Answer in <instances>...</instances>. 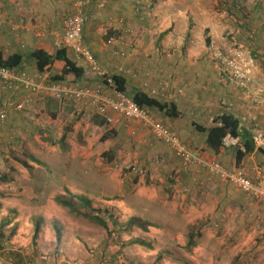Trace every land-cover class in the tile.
<instances>
[{"label": "crops", "instance_id": "1", "mask_svg": "<svg viewBox=\"0 0 264 264\" xmlns=\"http://www.w3.org/2000/svg\"><path fill=\"white\" fill-rule=\"evenodd\" d=\"M131 6V0H106L105 9L98 8L94 1L84 7L89 20L83 27V45L85 40L86 43L99 41L100 15H116V21L121 26L120 31L115 33L109 29L105 36V46L99 49L100 52L97 51L98 48L94 49V53L88 48L100 69L110 75L124 76L125 93L130 97L134 90L141 89L158 101L174 103L178 111L176 116H168L156 107L144 108H147L155 119L173 130L180 142L196 151L199 156L220 163L227 170L242 169L253 181L258 179L260 171L264 182V146L254 145L252 152L238 161L236 158L237 148L242 147L243 140L253 139L258 129L264 130V94L259 84L251 94L236 91L229 94L225 92L223 96L214 89L216 87L211 88L212 80L208 73H211L215 79L214 83L218 82V85L231 84L223 79L226 75L219 72L217 63L212 59L214 53L161 52L163 50L159 51V47L152 49L150 53V44H146L143 38H139L138 42L139 39L135 35L139 25L129 26L134 30V35L130 36L124 30L126 24L122 15L126 17ZM70 8V1L0 0V50L4 54L21 55L14 71L42 75L45 77L44 82L62 84L51 82L49 75L59 73L63 61L54 59L48 69L41 72L37 70L31 53L34 49L42 48L48 54L54 55L57 49H61L57 47L56 41L63 34V13ZM112 36L118 41L108 44L106 41ZM66 53L73 59L72 51L66 49ZM83 69V75L75 79L76 83H72L95 87L99 83L97 74L88 68ZM256 83L255 80L254 86ZM152 90L155 93H152ZM104 92L111 93L108 88L104 89ZM221 96L226 100L219 103L217 100ZM256 99L261 102L256 103ZM17 103L27 106L28 109L18 111L21 108L14 107ZM77 106L71 99L32 94L21 84L11 90L4 88L0 80V109L6 110V118L2 122L5 123L1 128L3 140H7V136L11 139L13 137L14 143L20 145L23 141L35 138L38 141L37 147H43L49 139V150L61 156V164L49 167V174L52 175L49 177V191L52 187L59 186L62 188L60 194H64L67 189L73 195H79L78 186L91 172L87 168L86 157L90 154L92 146L87 147L85 139L91 132L111 128V135L105 131L99 139L104 135L103 141L113 145L120 140L121 144L124 142V146L121 154H116L119 150L111 151L113 157L109 164H114L112 161L118 155L124 160L115 163V167L131 164L143 172H152L149 183L144 182L141 185L138 181L137 185L133 186L136 190L132 194L140 199L143 205L148 206V209L158 207L165 209L162 210L165 213L172 210L174 215L181 211L184 216L189 212H196L200 214L196 221H208L207 225L201 226L202 230H206V234L214 232L215 229L216 232L230 231V235H251L258 232L259 236L264 238V200L247 197L239 188L223 182L218 175L210 173L200 165L183 170L182 161L172 148L138 122L121 118L112 125L98 124L93 120L95 115L87 112L89 109H86L87 113L83 117L76 116ZM220 113L230 114L238 120L239 135L234 137L233 141H230L229 138L232 137L228 135L227 142L213 150L207 144L206 132L197 129V125L209 128L218 124L214 122V118ZM124 127L128 135L125 136L126 141L120 136ZM47 144L44 146L47 147ZM75 157L77 159H74ZM96 169L92 171L94 174ZM97 176L100 177V174L97 173ZM152 178H155V181ZM159 189L160 192L165 190L162 196L159 195L161 198L156 193ZM151 190L154 193L148 198L144 197L146 194L143 193ZM52 201L49 197V203ZM188 220L190 218L187 222ZM252 221L258 223L252 224ZM194 226L189 225V228L193 229ZM163 232L169 237L176 233L171 227H164ZM181 232L177 235H182ZM170 257L176 259L175 255Z\"/></svg>", "mask_w": 264, "mask_h": 264}, {"label": "rangeland", "instance_id": "2", "mask_svg": "<svg viewBox=\"0 0 264 264\" xmlns=\"http://www.w3.org/2000/svg\"><path fill=\"white\" fill-rule=\"evenodd\" d=\"M131 1L132 6L127 16L122 15L126 24L124 30L132 24L139 25L135 35L137 39L143 38L146 44H150V53L158 47L159 51L163 50L161 52L182 54L212 52V59L217 63L219 72L226 75L223 79L228 80L231 85L214 83L215 79L209 72L211 88L216 87L214 89L224 96L225 92L229 94L236 91L248 95L255 87L260 86L264 94V0ZM99 17V41L86 43L85 40L84 44L93 53L94 49L98 48L97 51L100 52L99 49L105 46V36L109 29L114 33L121 29L116 15ZM164 30H167L166 34L160 37ZM207 36L208 46L205 44ZM255 80L257 83L254 86ZM225 100L221 96L217 102ZM255 102L261 101L256 99ZM27 109V106L21 105L18 111ZM4 123H0V171L4 173L6 180L0 179V191L10 195L0 197V221L9 218L10 223L2 229L3 243L8 249L19 250L24 255L29 253L32 261L24 263L183 264L172 257L170 261L156 258L159 252L165 254L170 251L171 255H180L192 264H264V238L258 232L251 235H230V231L216 232L214 229V232L210 230L206 234L201 226L207 225L208 221H196L200 214L189 212L184 216L181 211L174 215L172 210L165 213L162 211L165 209L158 207L148 209L140 199L132 196L136 190L133 186L138 181L141 185L144 182L148 184L152 172H129L126 167L131 164L115 167L114 164L123 159L118 155L112 161L114 164H109L113 157L111 151L119 150L116 154L123 153L121 150L124 142L121 144L118 140L112 145L100 140L102 133L110 131L111 128L108 127L106 130L89 133L85 139L87 147L92 146L86 157L87 168L91 172L78 186L79 195L89 198L95 211L104 215L108 223H123L134 215L149 221L153 226H148L147 230L132 227L129 232H120V226L115 225V231L109 234L101 224L69 213L54 200L55 196L67 193L60 194L62 188L59 186H54L49 191V177H52L49 167L62 163L61 156L49 150V139L48 144L45 143L47 147L45 144L37 147L38 141L35 138L17 145L13 137L11 139L7 136V140H3L1 128ZM125 131L126 127L120 131V136L126 141L128 135ZM257 133L264 134V130L258 129L254 135ZM94 168L99 169L95 170L96 174L92 172ZM152 179L155 181V178ZM164 192L159 189L156 193L162 196ZM153 193L151 190L143 194L148 198ZM49 197L53 200L52 203H49ZM74 201L80 206L75 199ZM186 218L190 220L187 222ZM39 219L40 228L36 244L33 245L34 222ZM257 223L252 221V224ZM55 224L61 233L59 241L56 240ZM189 225L195 226L191 229ZM164 227L174 229V236H166ZM12 228L14 231L11 233ZM190 231L196 233V237L195 245L188 253L184 245ZM178 232L182 235H177ZM135 239H142L146 245L134 243ZM0 264L13 262L0 253Z\"/></svg>", "mask_w": 264, "mask_h": 264}, {"label": "built area", "instance_id": "3", "mask_svg": "<svg viewBox=\"0 0 264 264\" xmlns=\"http://www.w3.org/2000/svg\"><path fill=\"white\" fill-rule=\"evenodd\" d=\"M58 1H70L71 8L63 13V34L56 41V45L59 48H66L72 51L75 63L97 74L99 83L95 87L80 86L73 83L49 84L44 82L45 77L42 75H31L24 71L18 73L12 68L0 66V80L4 88L11 90L21 84L32 94L71 99L78 104L75 109L76 116L83 117L89 111L92 116H102L105 122L110 125L117 123L121 118L132 119L172 148L175 155L182 161L183 170L193 165H200L210 173L218 175L223 182L239 188L247 197L264 200V182L260 171H258V179L253 181L244 174L242 169L227 170L220 163L202 158L196 151L181 143L176 133L155 119L147 108L139 106L125 92L118 90L112 75L100 69L94 55L82 42L83 27L89 20V15L85 12L84 7L94 1L96 6L101 8L105 6L106 0ZM125 31L130 36L134 35L132 28L127 27ZM117 41L118 39L112 36L106 42L114 44ZM107 88L110 89V94L104 92V89ZM152 93H155V91L152 90ZM20 105L21 103H17L14 106L15 109H20ZM86 109L89 110L86 112ZM5 118L6 110L0 109V123ZM228 138L229 136H226L223 139V144L227 142ZM233 138H229L230 141H233ZM253 142L257 146H264V134L257 133L254 135ZM126 169L133 173H143L142 169H138L133 165L127 166Z\"/></svg>", "mask_w": 264, "mask_h": 264}, {"label": "trees", "instance_id": "4", "mask_svg": "<svg viewBox=\"0 0 264 264\" xmlns=\"http://www.w3.org/2000/svg\"><path fill=\"white\" fill-rule=\"evenodd\" d=\"M231 5V4H230ZM167 30H164L160 33V37L166 34ZM205 44L206 46L209 45V37H205ZM32 57L35 60V65L38 71L45 72L48 67L52 64L54 59L62 60L63 66L59 73L49 75V80L51 82L56 83H72L77 82L75 79L79 78L84 73V67H81L75 63V61L69 57L66 53V48L57 49L54 55L48 54L44 49L37 48L34 49L31 53ZM21 60V55L18 53L12 54H4L3 51L0 50V66L9 67L14 69ZM112 78L114 80V84L116 88L120 91L126 92V79L121 74H112ZM83 86V85H82ZM139 106L141 107H156L157 109L161 110L168 116H176L178 111L176 110V106L174 103H167L161 102L157 99L147 95L141 89H136L132 93L131 97ZM93 120L98 124L106 123L104 118L99 115H95ZM214 122L218 123L213 125L212 127L205 128L202 125H197V129L200 131L206 132V140L209 147L213 150H217L223 144V139L226 136L237 137L239 135L238 129V120L230 114L227 113H220L214 118ZM100 140H104V135L101 137ZM254 142L252 138H248L243 140L242 147H238L236 151V158L237 161L240 160L244 155L250 153L254 149ZM30 156V155H29ZM33 158V157H31ZM34 160V158H33ZM25 166H28L26 163H23ZM0 179L6 180L4 173L0 171ZM67 195H57L55 196V202L67 209V211L71 214L82 216L88 218L94 222L101 224L102 226L106 227L109 234L112 231H115V225H119L120 232H129L132 227H137L141 230H147L148 226H153L149 221L139 217V216H131L123 223L111 222L108 223L104 215H100L91 205V201L89 198L82 196V195H73L67 189ZM9 193H5L0 191V197H7ZM74 199L79 203L80 206L74 201ZM1 206V203H0ZM10 223L9 218H3L0 221V253L5 257L11 259L13 264H27L24 262H31L30 254L24 255L19 250L8 249L4 246L3 243V231L2 229ZM40 228V219L34 222V232L32 236L33 245L36 244L37 234ZM117 230V229H116ZM14 229H11V233ZM55 235L56 240H60V230L58 225L55 224ZM195 237L196 233H189L187 235V241L184 245L185 250L190 253L192 248L195 245ZM134 243L139 245H146V243L142 239H135L133 240ZM149 246V245H147ZM33 252V251H32ZM170 251L168 252H159L157 254V259H171ZM176 260L183 264H192L190 261L184 259V257L180 255H175ZM235 264H240V262H235Z\"/></svg>", "mask_w": 264, "mask_h": 264}]
</instances>
